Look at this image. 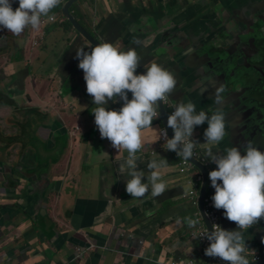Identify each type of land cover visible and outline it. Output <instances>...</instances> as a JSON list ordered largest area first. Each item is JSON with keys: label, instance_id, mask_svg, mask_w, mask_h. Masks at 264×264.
Wrapping results in <instances>:
<instances>
[{"label": "crops", "instance_id": "0c3cea01", "mask_svg": "<svg viewBox=\"0 0 264 264\" xmlns=\"http://www.w3.org/2000/svg\"><path fill=\"white\" fill-rule=\"evenodd\" d=\"M69 1L61 0L50 13L55 21L42 18L47 25L38 29L26 28L19 36L0 29V264H215L205 261L200 241L192 236L198 227L188 226L200 212L191 198L199 201L202 173L193 164L189 176L179 174L177 160L183 158L166 151L161 139L154 143L155 131L144 132L139 169L147 176L148 162L165 159L161 172L167 190L158 197L149 191L142 199L125 191L130 177L121 175L119 165L128 153L101 139L94 124L97 105L86 93L76 59L78 49L90 52L91 45L66 26L63 9ZM263 1L78 0L70 13L100 43L135 49L139 73L157 63L174 75L170 109L163 104L167 115L188 101L197 113H223L227 134L219 145L205 141L206 123L192 136L209 173L216 165L206 151L223 153L236 145L228 98L216 103V96L224 95L220 85H211L214 75L204 65L210 34H227L241 17H262ZM18 6L14 0L13 9ZM167 33L183 47L166 45ZM188 51L199 58L187 57ZM121 106L107 105L110 110ZM158 111L152 128L166 130L159 104ZM190 180L194 191H186ZM211 191L209 196L207 186L209 199ZM220 214L222 228L236 230L222 209ZM243 235L255 253L248 256L264 260V219Z\"/></svg>", "mask_w": 264, "mask_h": 264}, {"label": "clouds", "instance_id": "9594fccd", "mask_svg": "<svg viewBox=\"0 0 264 264\" xmlns=\"http://www.w3.org/2000/svg\"><path fill=\"white\" fill-rule=\"evenodd\" d=\"M13 2L0 0V29L17 36L26 28L38 29L42 18L53 19L50 13L61 4V0H18L19 6L14 10ZM84 49L76 51V59L78 68L83 71L86 93L92 97V104L97 105L92 111L94 124L101 139L110 141L118 153L120 149L128 153L124 163L119 165V172L130 177L126 179L125 191L132 198L142 199L149 191L153 197H158L167 190L161 172L168 164L165 159L148 162L147 176L139 169L137 153L144 146L145 130L155 131L154 143L163 139L166 151L175 152L185 161L193 158L199 144L192 139L196 127L207 124L203 134L207 143L219 145L223 141L227 134L223 113L217 111L211 116L205 111L197 113L192 101L179 103L167 116V127L173 133L170 139L165 129L152 128V122L160 115L158 102L164 104L177 83L174 75L159 64L152 63L144 74H136L140 57L135 49L125 52L120 44L108 42L90 46V52ZM109 101L120 102L122 106L110 110ZM222 102L223 98L217 95L216 103ZM205 155L216 165L215 170L208 173L214 189L213 207L222 209L224 217L235 223L236 230L213 225L211 232L200 235L209 242L204 255L219 258L226 264H250L248 255L255 253L248 248L243 233L264 219V152L247 142L243 154L239 148L230 147L223 153L209 148ZM189 190L194 191L191 180L186 191ZM199 218L202 220L200 212ZM198 222L189 219L188 226L195 227Z\"/></svg>", "mask_w": 264, "mask_h": 264}, {"label": "flooded vegetation", "instance_id": "af4514ba", "mask_svg": "<svg viewBox=\"0 0 264 264\" xmlns=\"http://www.w3.org/2000/svg\"><path fill=\"white\" fill-rule=\"evenodd\" d=\"M259 7L263 16H254L252 19L241 17L242 21L235 22L233 30L225 34L229 38L223 47L229 52V64L232 68L228 73L227 84L235 86V90L243 89L233 99H228V108L245 125L247 142H251L256 148H264V1L260 2ZM235 30L239 31L238 34H232ZM236 42L239 48L233 52L232 45ZM221 48L218 46L214 52L221 51ZM204 65L211 70V76L217 72L209 82L219 86L223 78L219 70L222 69L225 75L228 72L225 69L227 65L223 66L214 53Z\"/></svg>", "mask_w": 264, "mask_h": 264}, {"label": "water", "instance_id": "95a60500", "mask_svg": "<svg viewBox=\"0 0 264 264\" xmlns=\"http://www.w3.org/2000/svg\"><path fill=\"white\" fill-rule=\"evenodd\" d=\"M78 2V0H70L64 7L63 9V14L64 17L66 18V20L73 26V28L76 30V32H78L91 46H96V44H99L100 42L98 40H96L93 36H91L88 32H86L81 26L80 24L75 20V18L73 17V15L70 13V8L76 3ZM238 30L233 31L234 34H238ZM165 35H163L164 37ZM168 36V37H166ZM165 39H164V43L166 45H170V44H176V45H180V43L177 41V39L171 38L170 34H166ZM226 41V37H225V33L223 32H213L212 34H210V38H209V44L211 47H209V51H205L208 60H211V56H214L218 59V61L224 65H227V67L225 69H228V72L224 75L223 74V70H219V74L220 76H222L223 78L220 80V87H221V96L224 95L223 99H233V97L238 93V92H242L243 89H237L235 90V86L232 85H228V73L231 72L232 68L229 64V52L226 51V47L224 48L223 45ZM222 47L221 51H216L214 52V50L218 47ZM233 46V52L236 50V48H239V45L237 44V42L235 44L232 45ZM183 47V43L180 45L179 49H181ZM224 50L226 51L224 53ZM208 53V54H207ZM193 51H188L187 52V57H195V55L193 56ZM196 59L199 58V56L195 57ZM195 65V63H194ZM209 75V74H208ZM214 76L217 75V72L215 74H213ZM233 92V93H232ZM232 93V94H231ZM223 100V101H224ZM159 106H160V111H161V116H162V121L164 123V126L168 132L169 138L172 137L173 133L172 130L170 128L167 127V112L163 106L162 103L158 102ZM243 109L245 110V107H243ZM228 119H230V123L231 126L233 128V141L236 143V145L234 147H237L241 150V153L243 154V146H244V142L248 141V134L246 133V128L245 125H243V122H240L238 120V118L236 117L235 113L233 111H231V109L228 108ZM235 137V138H234ZM254 143V141H253ZM256 147V146H254ZM260 151L264 152V148H258ZM192 164H194L202 173V177H203V181H202V187H201V191H200V197H199V211L201 213V216L206 224V226L208 227L209 231L211 232L212 230V225L210 220H208V216L207 213L205 211V206H204V201L207 197V177H208V171L207 169L199 164L198 162L194 161L193 159L189 160ZM250 264H264V260H262L259 263H250Z\"/></svg>", "mask_w": 264, "mask_h": 264}, {"label": "built area", "instance_id": "2783aa9c", "mask_svg": "<svg viewBox=\"0 0 264 264\" xmlns=\"http://www.w3.org/2000/svg\"><path fill=\"white\" fill-rule=\"evenodd\" d=\"M50 21L51 22H54L55 19L54 18L53 19H50ZM45 25H47V20H43L42 19L41 26H45ZM136 74H141V73H139V71L137 70ZM164 106H166L165 108L170 109L171 106L169 105V98L164 103ZM171 112L169 113V115L171 114ZM167 136L169 138L168 133H167ZM161 142L162 143H165V141L163 139H161ZM192 159L193 160H196L197 162H199L200 164L204 165L205 167L207 166L206 159L201 155V153H200L197 145H196V147L194 149V156H193ZM195 170H196L195 166L190 161H185V160L182 159L180 161V163L178 164V172L181 175H187V176H189L191 174V172H193ZM198 181L201 182L202 181V178L199 177L198 178ZM207 184H208L207 185L208 188L213 189L210 186V180H209L208 177H207ZM191 200H192V206L198 208V206H199L198 199L197 198L196 199L195 198H191ZM204 206H205V211H206L207 216H208V220H210L211 225L212 226L213 225H219L222 228V217H221V214H220V210H217V209H215L213 207L212 200L209 199L208 197H206V199L204 201ZM194 217H195L194 220H198L199 222L196 224V226L198 227V229H197L196 232H194L192 234V236L195 239H197L198 241H200L201 249H202V252L204 254L205 249L209 246V242L207 241V239L202 238V237H199V236L202 235L204 232L209 231V229H208V227H205L202 216H201L202 220L199 218V212L196 213ZM204 258H205V260L207 258L212 259L213 261H215V264H226V262L222 261L219 258H211V257H207L205 255H204ZM248 259H249L250 263H259V262L262 261V258L261 257H258V256L257 257H254V258H252L251 256H248Z\"/></svg>", "mask_w": 264, "mask_h": 264}, {"label": "trees", "instance_id": "16d2710c", "mask_svg": "<svg viewBox=\"0 0 264 264\" xmlns=\"http://www.w3.org/2000/svg\"><path fill=\"white\" fill-rule=\"evenodd\" d=\"M66 26H67L68 28H72V26H71V24H70L69 22L66 23ZM177 162H180V159H178ZM208 197H209V196H208ZM209 260H211V259L207 258L205 261H209Z\"/></svg>", "mask_w": 264, "mask_h": 264}, {"label": "rangeland", "instance_id": "374dc122", "mask_svg": "<svg viewBox=\"0 0 264 264\" xmlns=\"http://www.w3.org/2000/svg\"><path fill=\"white\" fill-rule=\"evenodd\" d=\"M203 35V34H202ZM212 189H210V192H209V196H210V194H212V191H211Z\"/></svg>", "mask_w": 264, "mask_h": 264}]
</instances>
